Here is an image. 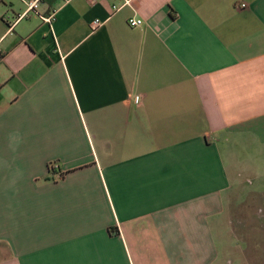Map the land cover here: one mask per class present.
Wrapping results in <instances>:
<instances>
[{
  "label": "crops",
  "instance_id": "1",
  "mask_svg": "<svg viewBox=\"0 0 264 264\" xmlns=\"http://www.w3.org/2000/svg\"><path fill=\"white\" fill-rule=\"evenodd\" d=\"M27 1L0 0V264H235L215 231L264 196V0Z\"/></svg>",
  "mask_w": 264,
  "mask_h": 264
},
{
  "label": "rangeland",
  "instance_id": "2",
  "mask_svg": "<svg viewBox=\"0 0 264 264\" xmlns=\"http://www.w3.org/2000/svg\"><path fill=\"white\" fill-rule=\"evenodd\" d=\"M251 187L256 189L260 183L253 186L244 183V190L240 191L242 196L246 195L245 198L238 195V190L233 192L228 200L229 208L223 215L224 223L219 224L215 231L222 248L225 245L235 248L229 254L235 264L238 261L264 264V196L250 195Z\"/></svg>",
  "mask_w": 264,
  "mask_h": 264
},
{
  "label": "built area",
  "instance_id": "3",
  "mask_svg": "<svg viewBox=\"0 0 264 264\" xmlns=\"http://www.w3.org/2000/svg\"><path fill=\"white\" fill-rule=\"evenodd\" d=\"M43 1L44 0H28L27 1V9H26V11L18 17L17 21L29 16L30 14H38L39 13V9H40ZM121 1L123 2V4L121 6H117V5L113 6V10L114 11H118L123 6L130 5V3H131L130 0H121ZM241 7L242 8H246V5L243 4V5H241ZM54 20H55V14H52L51 16H49L47 18H44V21L46 23H49V24H52L54 22ZM16 22L11 24V27L9 28V31L12 30V28L16 24ZM129 25L132 28L140 27V26L143 25V20L142 19H137V18H131L129 20ZM102 26H103V22H101L100 20H96L92 24V29H93L94 32H96ZM1 57H2V53L0 51V58ZM140 101H141L140 96L135 98V102L136 103H140Z\"/></svg>",
  "mask_w": 264,
  "mask_h": 264
}]
</instances>
